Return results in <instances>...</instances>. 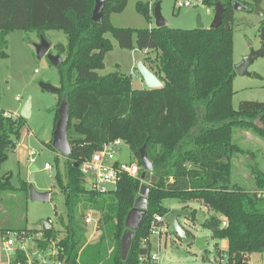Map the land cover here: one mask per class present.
Masks as SVG:
<instances>
[{
  "label": "trees",
  "instance_id": "16d2710c",
  "mask_svg": "<svg viewBox=\"0 0 264 264\" xmlns=\"http://www.w3.org/2000/svg\"><path fill=\"white\" fill-rule=\"evenodd\" d=\"M217 1L203 2L214 7ZM221 1L225 13L220 27L182 29L114 25L112 14L122 13L128 0H107L101 22L92 20L95 0H0V56L7 55V35L13 30L38 31L41 36L47 30L66 34V44L54 47L64 59L57 69L59 93L65 91L66 96L58 104L68 103L71 145L64 170L56 174L66 207L59 221L63 229L52 223L50 228L38 230L3 226L4 237L14 232L18 238L28 239L41 232V237L35 236L38 248L57 250L56 260L62 264H157L150 260L149 237L156 215L165 216L171 210L164 201L172 198L184 203L185 210L191 202L208 210L202 226L214 239L228 240L226 251L219 241L214 245L220 263L238 264L243 259L248 264L251 253L264 252V169L250 165L255 190L234 181L233 175L234 158L243 151L234 140L235 128H251L264 136V102L243 100L237 109L233 106L235 0ZM240 1L251 10L262 2ZM137 9L151 18L149 2L138 1ZM107 33L122 48L155 51L156 57L148 55L143 61L164 85L134 88L129 74H100L106 53L114 46ZM3 111L0 167L17 147L24 127L22 116L6 117ZM58 117L57 110L55 123ZM117 139L130 147L140 174L144 146L154 165L149 173L157 177L150 184L148 208L142 212L125 257L126 221L145 182L122 174L115 190L101 193L87 185L81 168L105 143ZM10 178L11 174L0 172L1 203L10 193L29 195L27 181L16 187ZM91 210L99 222L100 236L95 242H89L85 222ZM196 213L193 209L189 217L195 219ZM224 218L227 225H223ZM143 247L148 248L145 255L140 254ZM27 259L21 248L13 257L23 264Z\"/></svg>",
  "mask_w": 264,
  "mask_h": 264
},
{
  "label": "rangeland",
  "instance_id": "374dc122",
  "mask_svg": "<svg viewBox=\"0 0 264 264\" xmlns=\"http://www.w3.org/2000/svg\"><path fill=\"white\" fill-rule=\"evenodd\" d=\"M145 1L150 3L151 18L146 17L137 9V2ZM179 0H128L126 9L122 13H114L111 17L112 23L117 26L132 28H153L156 27L154 8L157 2L161 4V10L169 26L173 28L195 29L198 26L197 19L200 15L204 27H210L215 10L206 2H195L193 6L179 8ZM256 6V5H255ZM254 6V7H255ZM260 6L264 9V0ZM114 21V22H113ZM264 29V16L257 15L253 10H235L234 24V59L235 64L241 62L252 49L258 50L264 45L262 31ZM51 43L67 42L66 34L61 30H47L43 35ZM135 36V35H134ZM114 46L106 53L105 67L99 70L100 74L119 71L132 76L134 88L147 87L140 74L137 63L144 60L146 56L156 57L155 51L147 53L145 50L125 49L119 46L112 33H107ZM136 38V36H135ZM41 40L38 31L13 30L7 35L6 56H0V110L14 114V117L21 116V111L28 99L31 100L30 116L24 118V127L21 132L17 147L9 157L1 164L2 174H11V183L20 187L23 181L32 184L39 191L50 190V199L47 201L33 200L25 192H15L7 195V198L0 202V226L5 227H27L38 230L43 227V221L49 220L58 229L63 227L59 224L60 217L66 214L64 194L57 185L56 174L64 170L66 158L56 150L53 145L55 130V116L60 107V97H65L66 92L56 93L46 90L41 83H49L55 87L61 86L58 69L53 65L48 54L39 57L36 44ZM55 47H51L49 53L56 54ZM249 75L236 73L233 78V106L238 108L243 100H255L264 102V55L255 59L249 65ZM257 74V76H255ZM235 142L243 148L242 153L234 158V181L240 185L255 190V178L250 165L257 164L264 169V136L257 134L253 129L235 128ZM36 154L32 155V151ZM115 157L119 161L131 162L132 151L128 144L122 142L115 148ZM51 164L52 168H45V164ZM36 164L33 182H29L30 166ZM256 165V166H257ZM92 179L87 180L91 186ZM7 202V203H6ZM6 203V207L5 204ZM164 205L170 209H183L184 203L176 199H166ZM197 209L196 218L189 216L179 217V222L185 228L191 229L194 233L208 235L210 232L202 226V223L209 216L208 210L198 202L189 203V209L185 210L190 214ZM92 211V210H91ZM93 215L98 219V215ZM88 240L99 238L100 230L94 224H87ZM163 234H151L150 252L159 254L157 264H222L218 261L215 243L219 241L223 247V239H210L206 242L205 250L200 249L196 244L184 243L166 223H160ZM11 235L14 232H10ZM131 229L125 232V244L127 245ZM41 237L42 233L35 235ZM34 237L26 241L29 257L33 251L40 250L38 242ZM94 236V237H92ZM6 237L0 230V264H12V254H7L3 249V242ZM18 243V242H17ZM50 251V250H47ZM226 251V250H224ZM51 253V251L49 252ZM248 264H264V252H253L250 254Z\"/></svg>",
  "mask_w": 264,
  "mask_h": 264
},
{
  "label": "water",
  "instance_id": "95a60500",
  "mask_svg": "<svg viewBox=\"0 0 264 264\" xmlns=\"http://www.w3.org/2000/svg\"><path fill=\"white\" fill-rule=\"evenodd\" d=\"M204 0H196V2H203ZM107 0H95V6L92 12V20L96 22H101L103 20L104 9L107 5ZM234 9L235 10H251L247 5L243 4L240 0L234 1ZM214 18L209 28H218L223 23L224 13H225V6L221 0L215 2L214 5ZM254 12L257 15L264 16V9L260 5H256L254 7ZM154 17L156 19V26L162 27L169 25V22L163 16L161 10L160 2H157L154 8ZM198 28H204V22L201 16H198L197 19ZM262 39L264 40V29L262 31ZM37 54L39 57H43L44 55L48 54V57L53 65L59 68L64 59L61 54L56 53L52 54L49 53L51 49V42H49L43 35L41 36V40L39 43L36 44ZM264 55V45L258 49L250 52L241 62L235 64V71L240 75H249V65L252 64L256 58ZM137 68L142 75L144 82L148 88H159L164 85L163 81L153 72L144 61L139 60L137 63ZM257 76V74H255ZM42 87L46 90L59 93L60 88L53 86L49 83H41ZM31 113V100L28 99L24 104L21 116L23 118H27L30 116ZM59 117L56 122V127L54 130L53 147L62 153L65 157H68L71 154V145L68 137V125L70 123V115H69V107L66 101H63L58 109ZM141 160L143 164L144 171L141 174L142 179H144L147 183H145L141 187V192L139 197L136 199L135 207L128 215L126 224L129 229H131L132 233L130 236V240L128 244H125V238L123 239V249H124V257L126 256L127 250L131 243L132 237L134 235V231L138 229L139 224L141 222V215L143 210L148 208V195L151 190V183H154L157 180L156 176H152L149 172L153 170L154 165L152 160L148 157L145 147L143 146L140 150ZM38 166L36 164H32L30 166V178L29 182H33L35 178V171L38 170ZM29 194L31 199L33 200H41L47 201L50 199L51 191H39L37 190L32 184L29 185ZM181 216H189V213L185 211V209H171L165 215V222L173 229L175 234L186 244H196L200 249L205 250L206 242L210 239H214L213 235H205V236H196L191 235L187 229L180 224L179 217ZM43 226L45 228L51 227V222L49 220L43 221ZM148 252V248L143 247L140 250L141 255H145ZM238 264H243V259H240Z\"/></svg>",
  "mask_w": 264,
  "mask_h": 264
},
{
  "label": "built area",
  "instance_id": "2783aa9c",
  "mask_svg": "<svg viewBox=\"0 0 264 264\" xmlns=\"http://www.w3.org/2000/svg\"><path fill=\"white\" fill-rule=\"evenodd\" d=\"M196 0H179L177 2V6L179 8L193 6L196 3ZM3 115L6 117L14 116L8 111H3ZM123 141L117 139L112 142L105 143L102 149L94 152L91 158L85 160L81 164V168L85 173L86 180L92 179L91 186L98 192L108 193L112 190H115L118 186L119 180L122 174H127L133 178H140L145 183H147L144 179H142L140 174V165L136 160L131 162L119 161L115 157V148L116 146L121 145ZM36 152L33 150L32 155H35ZM45 168L51 169L52 166L49 163L45 164ZM86 224H94L96 227L99 222L98 219L93 215L92 211L86 213L85 216ZM160 223L165 222V216L156 215L155 220L152 224V234H158L159 238L163 234V229H161ZM167 224V223H166ZM168 225V224H167ZM223 225H227V219H223ZM146 239L145 241H147ZM27 239L18 238V236L14 233H11L6 237L3 242L4 252L7 254H12V257L16 254L19 248L23 249L27 253V262L26 264H62L56 260V255L58 254L57 250L50 251L40 249L38 251H33L32 257H29L28 249L26 247ZM18 242V243H17ZM144 258V257H143ZM142 259V258H141ZM150 260L158 261L159 254L151 253ZM144 262V261H143ZM12 264H23L21 261H13L11 259ZM143 264H149V262H144Z\"/></svg>",
  "mask_w": 264,
  "mask_h": 264
},
{
  "label": "crops",
  "instance_id": "0c3cea01",
  "mask_svg": "<svg viewBox=\"0 0 264 264\" xmlns=\"http://www.w3.org/2000/svg\"><path fill=\"white\" fill-rule=\"evenodd\" d=\"M113 15V14H112ZM112 17V16H111ZM112 21V20H111ZM114 22V21H113ZM115 24H118V23H116V22H114ZM114 24V25H115ZM117 26V25H116ZM55 44V43H54ZM54 44L53 43H51V47H53L54 46ZM57 53V52H56ZM142 61H143V59H142ZM146 65H147V63H145ZM148 66V65H147ZM149 67V66H148ZM119 160V159H118ZM1 225V224H0ZM0 228H1V226H0ZM195 234H196V236H205L204 234L203 235H201V234H198L197 232H195ZM208 235H212V233L211 232H208L207 233ZM92 237H94V236H92ZM98 239V238H97ZM97 239H95V240H93V241H96ZM223 244H224V246L223 247H221L223 250H227L228 249V240L227 239H223Z\"/></svg>",
  "mask_w": 264,
  "mask_h": 264
}]
</instances>
